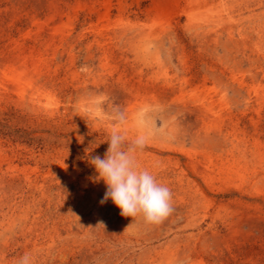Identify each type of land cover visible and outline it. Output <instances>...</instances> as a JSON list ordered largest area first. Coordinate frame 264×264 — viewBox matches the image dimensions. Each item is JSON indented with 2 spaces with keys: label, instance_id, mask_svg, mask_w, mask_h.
Segmentation results:
<instances>
[{
  "label": "rangeland",
  "instance_id": "obj_1",
  "mask_svg": "<svg viewBox=\"0 0 264 264\" xmlns=\"http://www.w3.org/2000/svg\"><path fill=\"white\" fill-rule=\"evenodd\" d=\"M114 129L147 135L162 222L99 203ZM25 253L264 264V0H0V264Z\"/></svg>",
  "mask_w": 264,
  "mask_h": 264
},
{
  "label": "clouds",
  "instance_id": "obj_2",
  "mask_svg": "<svg viewBox=\"0 0 264 264\" xmlns=\"http://www.w3.org/2000/svg\"><path fill=\"white\" fill-rule=\"evenodd\" d=\"M114 119L121 125L126 122L123 112H118ZM127 140L126 134L114 129L105 141L108 147L103 157L97 154L88 159L98 174L90 179L95 183L102 180L106 185L99 203L103 205L111 200L123 217L142 216L147 223H160L174 211L172 191L137 158V150L146 147L147 135H137L130 144H126ZM17 264H35V261L31 253H25Z\"/></svg>",
  "mask_w": 264,
  "mask_h": 264
},
{
  "label": "bare ground",
  "instance_id": "obj_3",
  "mask_svg": "<svg viewBox=\"0 0 264 264\" xmlns=\"http://www.w3.org/2000/svg\"><path fill=\"white\" fill-rule=\"evenodd\" d=\"M9 75V78L11 79L9 81H15L20 83L25 81L28 82L32 78L31 73H29L28 69L24 65H20L16 68L11 69L9 71Z\"/></svg>",
  "mask_w": 264,
  "mask_h": 264
}]
</instances>
